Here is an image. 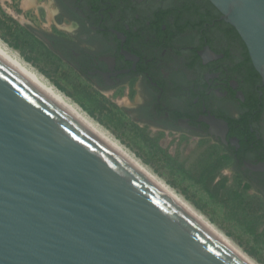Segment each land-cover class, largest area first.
I'll use <instances>...</instances> for the list:
<instances>
[{"label": "water", "instance_id": "water-1", "mask_svg": "<svg viewBox=\"0 0 264 264\" xmlns=\"http://www.w3.org/2000/svg\"><path fill=\"white\" fill-rule=\"evenodd\" d=\"M208 1L264 81V0ZM0 264L246 263L0 52Z\"/></svg>", "mask_w": 264, "mask_h": 264}, {"label": "flooded vegetation", "instance_id": "flooded-vegetation-1", "mask_svg": "<svg viewBox=\"0 0 264 264\" xmlns=\"http://www.w3.org/2000/svg\"><path fill=\"white\" fill-rule=\"evenodd\" d=\"M73 80L208 149L264 203V81L208 0H0Z\"/></svg>", "mask_w": 264, "mask_h": 264}, {"label": "rangeland", "instance_id": "rangeland-1", "mask_svg": "<svg viewBox=\"0 0 264 264\" xmlns=\"http://www.w3.org/2000/svg\"><path fill=\"white\" fill-rule=\"evenodd\" d=\"M16 5L0 1V41L156 173L257 264H264V203L237 177L220 172L208 149L125 117L112 102L73 80L30 34Z\"/></svg>", "mask_w": 264, "mask_h": 264}, {"label": "bare ground", "instance_id": "bare-ground-1", "mask_svg": "<svg viewBox=\"0 0 264 264\" xmlns=\"http://www.w3.org/2000/svg\"><path fill=\"white\" fill-rule=\"evenodd\" d=\"M0 52L8 57L23 73L37 81L102 138L116 148L123 156H125L134 166H136L145 176H147L159 189H161L167 196H169L175 203L189 213L193 218L207 227L213 234L221 241V243L237 255L246 264H257L245 252H243L230 238L220 231L214 224L198 212L192 205H190L176 190L172 189L170 185L164 182L160 177L153 173L147 166H145L139 158L137 159L134 154L130 153L125 147L121 145L110 133L103 127L92 120L80 107L67 98L56 87L46 81L37 71L33 70L30 65L28 66L15 52H12L6 45L0 41Z\"/></svg>", "mask_w": 264, "mask_h": 264}]
</instances>
